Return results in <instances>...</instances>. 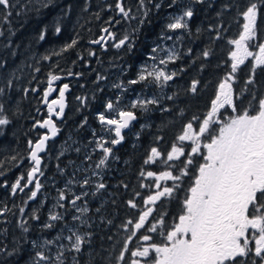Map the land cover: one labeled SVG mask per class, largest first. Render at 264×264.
<instances>
[{
	"label": "trees",
	"instance_id": "trees-1",
	"mask_svg": "<svg viewBox=\"0 0 264 264\" xmlns=\"http://www.w3.org/2000/svg\"><path fill=\"white\" fill-rule=\"evenodd\" d=\"M11 2L15 6L7 10L11 12L7 20L2 18L6 10L0 6V88L4 89L0 93V118L9 120L7 125H0V249H4L0 251V264H33L38 251L55 257L61 250L64 264H131L135 258L130 253L139 247L143 235L151 237L148 244L162 245L183 214V201L199 165L204 163L203 154L200 158L190 155L188 144L178 159L165 163L167 154L174 146H183L178 137L188 123L199 129L211 111L220 83L231 72V52L235 48L230 41L239 38L245 23L240 13L250 3H257L260 16L257 36L249 47L256 51L257 45L264 43L262 0H144L143 5L140 0H124L125 7L132 10L129 17L118 13L117 0ZM188 8L194 14L187 28L172 33L168 25ZM56 27L61 28L59 33ZM104 28L115 39L106 48L93 46L92 41L103 36ZM42 33L44 39H40ZM125 36V45L115 47ZM166 39L169 41L164 42ZM72 40L76 45L67 48ZM165 43L174 50L169 70L176 75L160 87L150 78L139 81L143 67L152 56L160 55ZM204 51L210 55L205 57ZM50 74L62 78L51 84L57 87L53 98L64 84L70 92L62 119L56 121L59 136L49 143L41 174L35 180L41 187L30 199L31 192L36 191L35 182L15 193L12 185L23 177V186L34 167L29 141L35 144L45 133L37 128V122L49 117L44 92L49 88ZM250 78L251 84L247 83ZM132 80L138 83H130ZM194 80L199 82L195 93L191 91ZM230 82L235 111L225 105L219 109L218 119L227 121L245 109L255 114L257 101L264 97V67L246 58ZM124 84H130L127 92L133 91L131 94L141 101L152 98L158 103L134 109L138 117L134 128L125 131L124 139L114 145L110 141L116 135L99 116L108 114L109 102L118 103L116 98ZM128 93L125 97H130ZM219 126L212 125L210 131ZM208 135L204 134V142H210ZM99 142H105L112 153L105 165L97 168L104 158ZM152 148L161 156L154 163H146ZM189 157L192 164H186ZM150 171H171L181 177L171 196L151 205L145 204L155 192L153 181L146 177ZM100 183L106 187L97 191ZM61 193L66 197L63 200ZM76 196L81 198L73 204ZM130 200L137 207L132 208ZM149 207L153 211L143 228L124 227L130 220L134 224ZM51 215L61 219L52 221ZM152 225L155 232L150 231ZM74 233L86 240L79 253L70 250L72 241L67 239ZM46 241L55 243L45 245ZM126 242L129 251L120 261L117 258ZM13 249L15 254L8 255Z\"/></svg>",
	"mask_w": 264,
	"mask_h": 264
},
{
	"label": "snow or ice",
	"instance_id": "snow-or-ice-1",
	"mask_svg": "<svg viewBox=\"0 0 264 264\" xmlns=\"http://www.w3.org/2000/svg\"><path fill=\"white\" fill-rule=\"evenodd\" d=\"M31 2L32 0H29V4ZM199 2H203V0H199ZM143 3L144 0H140V4L143 5ZM262 5H264V0H262ZM0 6L6 10L2 18L7 20L8 16L11 15V12L7 10L13 8L15 4L11 0H0ZM44 6L46 7L47 4ZM109 7L112 6L109 5ZM157 7L159 6L157 5ZM115 8L123 17H129L132 11L131 8L125 7L124 0H117ZM193 14V11L189 8L174 23L169 24L168 28H187V24L184 22L185 18H191ZM240 14L243 16L245 23L239 38L230 41L231 44L236 46V50L231 52V72L220 83L219 94L212 101L211 111L203 119L198 131L193 129L192 123H188L184 133L178 137L180 141H194L195 146L191 148L193 154L200 152L201 137L205 133L209 134L208 139L210 141L204 144L207 154L204 156V163L199 165L194 184L188 190V195L183 201V214L179 216V223L175 224L172 230L167 233L166 243L138 247L135 251H131L130 255L132 257L146 258L154 251L155 257L152 264H246V258H249L250 254L254 252V256L259 258L260 264H264V97L259 98L257 101V107L254 109L255 114H250L249 110L245 109L241 114L232 116L227 121L218 119L219 109L225 105L232 106L235 111L233 88L230 81L235 80V73L239 66L245 62V59L251 56L255 60L256 66L264 67V43L257 45L258 53L249 51L248 47V42L253 41L257 36V19L260 16V7L257 3H250ZM60 31V27L55 28L56 33ZM103 31L108 33L112 39H115L108 28H104ZM2 34L0 32V35ZM44 38L42 33L40 39ZM102 41H104L103 36L92 41V43L100 44ZM126 41H128L127 36L120 39L114 46L120 48L125 45ZM76 43V40H72L67 48H72ZM90 55H94V53H90ZM203 55L207 57L210 52L204 51ZM172 58V56H169V60ZM160 63L163 64L165 61ZM175 75V72L166 74L163 70L157 69L148 72L146 75L140 74L139 81H146L149 77H153L155 81L163 80L167 82L172 80ZM60 79V76L50 74L49 88L44 92L45 103H47L49 94L55 91L51 87L52 82ZM130 83L136 84L138 81L132 80ZM198 83L195 80L192 82L191 91L193 93L197 91ZM247 83H253V79L250 78ZM8 84L11 86V81ZM67 89L68 85L64 84L59 90V100H52L48 104L49 113H54L57 117L63 116L65 110L64 97ZM3 91L4 89L0 88V93ZM137 103L144 106L145 104H156L158 101L152 99L137 101ZM56 106H58V111ZM133 106L135 107V105ZM249 107H252L251 102ZM107 108L112 109L113 104L109 102ZM2 109L3 105L0 104V110ZM118 115L119 120H106L103 114L99 116L102 123L115 125L114 130L117 138L110 141L114 145L119 144L124 139L122 130L128 128L130 122L136 119V116L130 111H121ZM8 123L7 118H0V125H7ZM214 124H220V126L210 131L211 126ZM40 127L49 129L51 137H55L59 131L51 115L40 123ZM49 139V135H44L32 147L31 160L35 166L28 173L27 182L23 186H21L23 177L16 180L15 184L12 185L13 193L17 189L23 191L28 185L33 184L36 173L40 171L41 157L39 153L45 151V144ZM29 144L31 145L32 142L29 141ZM97 146L104 153V158L100 159L97 164V168H99L105 165L112 149L105 147V142H99ZM183 154L184 149L182 147L177 148L174 146L171 152L167 154L165 163L172 161L174 158L178 159ZM160 156L161 153L156 148H152L151 155L146 163L149 161L154 162ZM192 163L193 161L189 157L186 164ZM184 174L186 173H181V175ZM141 175H144V173H141ZM147 176L153 177L156 176V173L150 171L147 172ZM180 178V176H174L171 171L161 172L157 177L156 188H160V180L178 181ZM83 183L87 184L88 180H84ZM40 187V183L36 181V191L31 192L30 199L36 197ZM105 187V184L100 183L97 185V191ZM175 187V184L173 187H164L162 191H157L154 195L148 196L145 204H155L161 197L171 196ZM65 198L64 194L61 193L60 199ZM80 198V196H76L72 203L75 204V201ZM128 203L132 208L137 207L131 200ZM152 211L151 207L147 208L134 224L130 220L124 227L133 225L135 230H140L144 227ZM36 218L38 219V217ZM50 219L55 221L61 219V217L51 215ZM21 227L23 228V225ZM45 227L50 228L52 225L46 224ZM249 229L253 230L254 248L249 246ZM23 230L28 231L27 228H23ZM156 230V226L152 225L150 231L155 232ZM132 235H135V231L132 232ZM73 236L67 237L69 241H72L70 250L79 253L86 242L85 237L75 233ZM127 239L130 241L131 236ZM142 239L149 241L151 237L143 235ZM32 243L35 246V241ZM53 243L55 241H46L45 245ZM0 251H4V249H0ZM15 251L13 249L7 254L13 255ZM128 251L126 242L117 259L123 261L125 253ZM33 264H64L63 251H59L55 257L46 255L44 251H38L35 254ZM131 264H142V261L134 259ZM252 264H257L255 259L252 260Z\"/></svg>",
	"mask_w": 264,
	"mask_h": 264
},
{
	"label": "rangeland",
	"instance_id": "rangeland-1",
	"mask_svg": "<svg viewBox=\"0 0 264 264\" xmlns=\"http://www.w3.org/2000/svg\"><path fill=\"white\" fill-rule=\"evenodd\" d=\"M188 9H183L181 12H179L177 15H175L172 23H174L176 21V19L178 17L182 16L183 13L186 10H188ZM188 19L189 18H185V21H184L187 25H188ZM171 30H172V33H176V34L179 33V29H171ZM166 41H169V40L166 39L164 42H166ZM249 43L250 42H248V47H249ZM163 46H164V48L160 51V55L158 57L152 56L151 57V60L146 63V65L143 67V73L142 74H145L146 75L148 72H152V71L157 70V69L163 70L166 74H171L172 73L169 70V63H170L171 60L174 59V54L175 53H174V50L171 49V46L170 45H168V44L165 43ZM234 48H235L234 49V51H235L236 50V46L235 45H234ZM249 51H251L250 47H249ZM258 51H259V49H257L256 51H252V52L253 53H258ZM169 56H172L173 58L171 60H169ZM247 58L253 59L251 56H249ZM161 61H165V63L161 64L160 63ZM149 78H150V80H153L159 87L163 85L162 84L164 82L163 80H161V81L158 82V81H155L153 77H149ZM167 82H169V81H167ZM167 82H164V83H167ZM130 87H131L130 84H128V85H125L124 84L123 85L122 89L119 91V93H120L119 97L116 98V99H118L117 100L118 103L117 104H113V108L112 109H109L108 114H105V118H108V119H111L112 120V119H119L118 113L121 112V111H124V112H129L130 111V112H133V114L136 116V119L134 120V122L130 126L129 130L132 129V128H134L135 123H136V121L138 119V117H137L136 112L134 111V109H136V108H138L140 110L143 109V106H141L139 103H137V101H141V99H139L138 96L136 97V95L134 96L135 93L131 94L133 91H130V93L127 92L128 90H130ZM127 93L130 94V97H125ZM57 99H59V93H58V95H57L56 98H53L51 100H57ZM150 100H152V98ZM133 105H135V107ZM125 107H128V108H125ZM219 112H220V110H219ZM218 115H219V113H218ZM111 129H112L113 135H115L114 128H111ZM194 130L198 131V129H196V128ZM124 132H125V130L122 131V135H123ZM180 142H181V145L183 144V146H182L183 149L186 146V144L190 145V148H189L190 155H193V153L191 152V148L195 146L194 145V141H180ZM206 143H208V142H204L203 136H202L201 137L200 152L199 153H195V155L196 154H198V155L203 154V158H204V156H206L207 149L204 147V144H206ZM178 148H180V147H178ZM154 162H152V163H154ZM159 175L160 174H156V176H153V177L146 176L147 179L153 181L152 188H154V191H155L153 193V195L157 191H162L164 187H171V185H174V184L176 185V183L178 182V181H173V180H167V181L160 180L159 181L160 188L157 189L156 188V183H157V177ZM178 223H179V221H178ZM164 241H165L164 243L167 242L166 237H165V240ZM149 245L150 244H148V241L142 240L141 244L139 245V248L147 247ZM154 257H155V253L153 251L152 253H150V256L149 257H146V258H144V257H134V258L135 259H140L142 261V264H152V260L154 259Z\"/></svg>",
	"mask_w": 264,
	"mask_h": 264
},
{
	"label": "water",
	"instance_id": "water-1",
	"mask_svg": "<svg viewBox=\"0 0 264 264\" xmlns=\"http://www.w3.org/2000/svg\"><path fill=\"white\" fill-rule=\"evenodd\" d=\"M106 35H107V33H103V37H104V40L106 39ZM111 38V37H110ZM108 40H109V38H108ZM108 40H105V42H108ZM101 43H103V41L101 42ZM100 43V44H101ZM93 46H95V45H100V44H94V43H91ZM72 76H70L69 78H71ZM62 79V78H61ZM70 92V88H69V86H68V89L65 91V97H64V103H65V109H66V107H67V93H69ZM57 100H59V99H57ZM51 97H50V95L48 96V98H47V103H45V101H44V106H47V108H48V104H50L51 103ZM56 108H57V111H58V106H56ZM65 111V110H64ZM51 115V118L53 119V121L55 122V124H56V127L59 129V127L57 126V123H56V121H59V120H61L62 119V116L61 117H57L54 113H49V116ZM49 118V117H48ZM47 118V119H48ZM106 120H108V119H106ZM134 122V120L133 121H131L130 122V124H129V127L128 128H126V129H123V130H125V131H128L129 130V128H130V126L132 125V123ZM40 123H42V122H40ZM40 123H38L37 124V128H39V129H41L42 131H44L45 133L41 136V137H43L44 135H49V137H50V139L48 140V141H46V144H45V151H43V152H41V153H39V155H40V157H41V164H40V171L38 172V173H36V175H35V177H34V182H35V180H36V178L41 174V170H42V165H43V156L47 153V150H48V147H49V143L51 142V141H53V140H55V139H57L58 138V136H59V131H58V133H57V135L55 136V137H51V133H50V130L49 129H47V128H42V127H40ZM104 124V123H103ZM109 126H111V127H115V125H109ZM122 130V131H123ZM38 142V141H37ZM35 144H31L30 145V148H31V151H32V147L34 146ZM30 161L33 163V165H34V162L31 160V153H30ZM35 166V165H34ZM33 182V183H34ZM30 185H28V187H29Z\"/></svg>",
	"mask_w": 264,
	"mask_h": 264
},
{
	"label": "flooded vegetation",
	"instance_id": "flooded-vegetation-1",
	"mask_svg": "<svg viewBox=\"0 0 264 264\" xmlns=\"http://www.w3.org/2000/svg\"><path fill=\"white\" fill-rule=\"evenodd\" d=\"M107 34H108V33H107ZM108 36H109V34L106 35V39H105V40H108V38L110 37V36H109V37H108ZM105 40L103 41L102 44H100V45L103 46L104 48H106V46H107L110 42H112L113 39L108 40V42H105ZM98 46H99V45H98ZM53 89H55V91H53V92H51V93L49 94L50 97H51V99H53V94L56 92L57 87L54 86ZM108 110H109V109H108ZM106 119H108V118H106ZM119 119H120V117H119ZM119 119H116V120H119ZM108 120H111V119H108ZM104 124H105V123H104ZM107 125H108V124H107ZM110 127H111V126H110ZM111 128H114V129H115V127H111ZM196 155H197V158H200V157H201V155H198V154H196ZM250 215H251V209H250ZM252 232H253V230H252V229H249V233H248V235H249V241H250L249 246L252 247V248H254V246H255V240H254V238L252 237ZM253 259L256 260L257 264H260V262H259V258L254 256V252L250 254V257H249V258H246V264H252V260H253Z\"/></svg>",
	"mask_w": 264,
	"mask_h": 264
}]
</instances>
